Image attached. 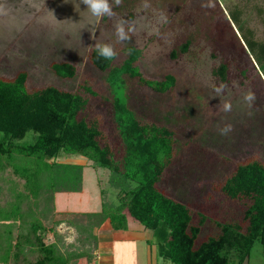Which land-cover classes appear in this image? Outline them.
<instances>
[{
	"label": "rangeland",
	"instance_id": "rangeland-1",
	"mask_svg": "<svg viewBox=\"0 0 264 264\" xmlns=\"http://www.w3.org/2000/svg\"><path fill=\"white\" fill-rule=\"evenodd\" d=\"M74 2L80 0H0V76L9 79L24 70L31 89L53 84L76 90L91 84L102 97L93 99L83 115L99 121L104 138L115 143L113 97L106 80L109 70L101 71L92 64V48L96 43L111 44L117 52L112 67L124 63L129 45L142 50L138 66L144 75L154 79L171 75L174 87L160 95L127 77L126 84L113 88L141 118L167 125L175 132V159L161 189L213 220L246 226L243 212L249 202L227 198L221 186L240 163L264 160V72L240 41L228 12L238 11L256 39L264 40V0H125L121 6H114L113 17L98 21L82 3L76 11ZM120 21L134 29L128 41L117 39L115 25ZM189 39V51L173 57L172 51ZM59 60L74 63L76 77L55 75L51 64ZM221 63L228 65L225 81L213 74ZM221 82L228 85L224 98L232 103L230 112L222 111L220 98L214 97L211 85ZM248 90L256 95L251 109L242 102ZM226 124L233 126L232 131L221 135L219 130ZM30 133L24 141L32 136ZM63 162L85 164L86 160ZM109 176L103 167L84 166L83 191L57 193L56 208L98 211L103 207L101 188L107 190V204H117L118 190ZM40 207L48 209L45 222L51 223L52 206L40 200ZM193 217L198 223L200 215L193 212ZM207 224L202 239L214 231V225L210 221ZM129 225L130 229H144L131 218ZM57 229L65 242L75 241L74 227L62 223ZM143 231L153 237L151 230ZM147 248L144 241L115 240L99 247L96 264H148ZM155 249L151 253L153 264H174L163 263ZM227 264H238L234 253ZM244 264H264V245L259 240Z\"/></svg>",
	"mask_w": 264,
	"mask_h": 264
},
{
	"label": "trees",
	"instance_id": "trees-1",
	"mask_svg": "<svg viewBox=\"0 0 264 264\" xmlns=\"http://www.w3.org/2000/svg\"><path fill=\"white\" fill-rule=\"evenodd\" d=\"M228 16L264 72V40L256 39L238 11L231 10ZM191 45V39L186 40L172 51L173 57L188 52ZM141 55L142 50L129 45L124 63L112 67L113 60L98 58L92 48V64L109 70L115 143L104 138L99 121L83 115L93 99L102 97L91 84L76 90L53 84L31 89L24 70L9 79L0 76V264H96L102 227L108 223L112 230H128L130 218L153 232L147 241L156 246L163 263L227 264L234 253L238 264H244L255 241L264 245V160L240 163L221 186L227 198L249 202L243 212L246 226L213 220L161 189L175 159V132L141 118L113 88L126 84L129 77L160 95L170 92L175 78L146 77L138 66ZM51 70L63 79L77 75L69 60L53 62ZM227 70L228 65L221 63L213 74L225 81ZM28 133L32 136L24 141ZM73 158L86 163L63 162ZM87 165L109 171L118 203L107 204V190L101 188L100 210L58 211L56 193L82 192ZM40 200L53 208L49 224L48 209L40 207ZM193 212L200 215L198 223ZM208 221L214 231L202 239ZM62 223L76 229L74 242H65L58 231Z\"/></svg>",
	"mask_w": 264,
	"mask_h": 264
},
{
	"label": "clouds",
	"instance_id": "clouds-1",
	"mask_svg": "<svg viewBox=\"0 0 264 264\" xmlns=\"http://www.w3.org/2000/svg\"><path fill=\"white\" fill-rule=\"evenodd\" d=\"M75 3V2H74ZM80 3L86 6V11L94 17L97 21L101 18L113 17L115 12L113 10L114 6L119 7L122 4V0H80ZM80 3H75V9H80ZM134 29L131 26L126 28V22L120 21L115 25V33L117 39L120 42L128 41L131 39L129 33H132ZM95 50L97 53L98 58H103L105 60H113L117 56V52L115 51L114 47L109 43H96ZM235 85V82H234ZM215 96L220 98V104L218 105L221 107V110L224 112H230L232 110V103L230 100L224 98V93L228 89V85L221 82L219 86L213 84L211 85ZM256 100V95L253 91L248 90L243 93L242 95V102L243 104L251 109L254 105ZM232 125L226 124L223 128H221L220 134L221 135H228L232 131Z\"/></svg>",
	"mask_w": 264,
	"mask_h": 264
},
{
	"label": "crops",
	"instance_id": "crops-1",
	"mask_svg": "<svg viewBox=\"0 0 264 264\" xmlns=\"http://www.w3.org/2000/svg\"><path fill=\"white\" fill-rule=\"evenodd\" d=\"M58 193H60V192H58ZM56 195H57V193H56ZM56 195H55V207H56V200H57ZM58 211H60V210H58ZM130 228L131 227H129V230H112L108 223L105 224L100 231L99 247L106 245V244H110L115 240L116 241H134L135 243H137L139 241L140 242L144 241L148 245L145 257L146 258L148 257V264H153L152 263L153 257L151 256V253L153 252L152 250H154V247L156 248V246L153 244L152 245L149 244V242L147 240L150 238L147 237L146 232L143 231L144 229L135 230V229H130ZM155 252L157 254L156 249H155ZM156 260H157V256H156ZM102 264H112V263H105L104 262Z\"/></svg>",
	"mask_w": 264,
	"mask_h": 264
}]
</instances>
